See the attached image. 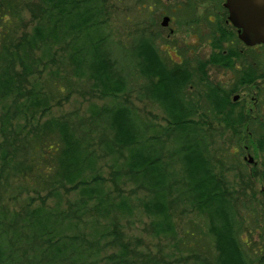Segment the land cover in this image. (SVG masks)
Returning a JSON list of instances; mask_svg holds the SVG:
<instances>
[{"label": "rangeland", "instance_id": "obj_1", "mask_svg": "<svg viewBox=\"0 0 264 264\" xmlns=\"http://www.w3.org/2000/svg\"><path fill=\"white\" fill-rule=\"evenodd\" d=\"M99 1L103 7L100 25L109 37V56L126 79V90L117 96L102 97L93 89L87 76H76L69 55L71 38L55 44L51 53L40 60L29 80L23 79V85L34 92L31 83L36 80L41 83L38 87L41 86L42 92L49 95L50 106L42 121L66 119L75 128L81 126L87 130V150L97 162L95 171L88 173L86 181L96 176L99 183L90 180L89 187L99 186L103 193L83 207L80 189L66 185L50 191L48 184L32 180L36 168L31 176L10 175L15 177L10 186L0 187L1 212L8 215L23 213L24 218L28 207L42 206L53 212L59 221L56 228L63 232L61 238L66 240L65 243L77 248L53 260L49 250L58 245L60 238L39 240L28 233L23 220L17 224L14 221L16 225L4 226L20 233L19 244L10 242L14 249V264H216L217 249L210 231V212H202L199 203L194 202L193 185L181 163L186 142L178 140L181 134L169 125L163 108L148 97L147 81L135 67L138 61L136 48L143 38L154 39L166 64L182 62L194 75L185 91L186 99L194 103L191 118L196 135L192 136H196L204 147L205 159L232 200L237 236L242 240L246 257L252 264H262L264 77L246 85H241L238 77L243 62L264 63V48L257 46L251 50L238 43L240 41L231 40H224L220 49L215 48L214 39L220 38L218 22L223 28L233 29L231 24H225L228 15L223 5L225 0ZM38 2L20 0V7L26 6L22 10L17 38L28 36L36 25L37 16L33 13ZM36 15H40L39 10ZM164 17L170 18L167 26L162 25ZM232 51L242 55L233 59L232 66L214 61L221 52L227 56ZM36 53L41 54L39 50ZM200 63L212 87L226 92L236 89L229 95V100L236 103L233 97L238 95V105L230 114L245 116L242 123H231L226 120V114L215 112L209 105L205 98L208 92V88H204L205 81L198 80ZM119 106L133 111L147 138L157 137L151 143L145 142L147 145L163 144L164 159L169 166L168 183L162 193L173 224L171 232L157 234L154 231V223L162 218L148 212L143 203L153 200L158 191L145 185L148 179L129 171L126 163L131 147L115 143L105 110ZM254 119L262 124V128L253 130ZM18 123L22 124L23 120ZM0 138L4 140L3 134ZM262 140L263 146H260ZM1 170L2 166L0 174ZM81 207L83 209L77 212Z\"/></svg>", "mask_w": 264, "mask_h": 264}, {"label": "trees", "instance_id": "obj_2", "mask_svg": "<svg viewBox=\"0 0 264 264\" xmlns=\"http://www.w3.org/2000/svg\"><path fill=\"white\" fill-rule=\"evenodd\" d=\"M24 6L20 7V0H0V134L4 138L2 141L0 138V187H9L15 178L12 176H31L36 168L33 181L48 184L50 191L66 185L80 189L85 207L88 201L103 193L98 189L99 186L89 187L90 180L92 183L99 180L96 176L86 181L88 173L95 171L97 162L96 157L87 150V130L81 126L75 128L66 119L42 121L50 106V97L42 92L41 86L38 87L41 83L36 80L32 82L34 92H31L23 85V79L29 80L38 69L40 60L51 53L55 44L61 39L71 38V68L76 76H87L100 96H117L126 90L127 82L109 56V37L105 36L100 25L103 7L99 0H39L36 11L39 10L40 15H36V11L33 13L37 16L36 25L28 36L17 38ZM234 39L235 36L226 40ZM224 40H219L217 46L221 47ZM259 47L264 48V45ZM37 50L40 55H37ZM135 54L138 59L135 67L147 81L148 97L163 108L169 125L181 134L178 140L186 142L181 163L192 182L194 202L199 203L202 212H210V231L217 249L216 264H252L242 249V240L237 236L232 200L205 159L204 147L196 140V136H192L196 135L191 118L194 103L188 102L185 97L191 82L187 69L180 67L181 62L166 64L152 38H143ZM241 56L238 51H232L227 56L221 52L214 61L232 66L233 59ZM242 67L239 78H243L247 84L264 77V63L259 65L256 62L254 65L246 61ZM212 95L215 98L209 105L214 107L215 112L226 114V120L231 123L245 120L241 114L239 117L230 114L238 104L229 100V94L223 99L218 97V91H213ZM227 108L229 112H226ZM105 117L110 123L115 143L131 147V155L126 163L129 171L139 178L148 179L145 185L149 184L158 191L153 200L143 203L148 212L162 218L154 223V231L157 234L171 232L173 224L165 194L162 193L168 183L169 166L167 159H164L163 144H146L157 137L147 138L133 111L126 106L105 110ZM21 120L23 123L19 124ZM256 121H252L253 130L262 128V124ZM22 128V131L17 132ZM259 145L263 146V140L259 141ZM24 213L23 218V213L8 215L0 209V264H14L11 243H20V233L16 229L4 227L6 224H15L14 221L17 224L23 220L28 233L39 240L45 237L48 240L60 238L58 245H53L55 248L49 250L53 260L76 247L61 238L63 232L57 230L59 221L53 212L42 206H34L28 207ZM260 256H264V253L261 252ZM261 262L264 264V259Z\"/></svg>", "mask_w": 264, "mask_h": 264}, {"label": "water", "instance_id": "obj_3", "mask_svg": "<svg viewBox=\"0 0 264 264\" xmlns=\"http://www.w3.org/2000/svg\"><path fill=\"white\" fill-rule=\"evenodd\" d=\"M225 6L242 42L247 46L264 44V0H226ZM169 21V17H164L162 25L167 26ZM237 99L238 96L234 98Z\"/></svg>", "mask_w": 264, "mask_h": 264}, {"label": "flooded vegetation", "instance_id": "obj_4", "mask_svg": "<svg viewBox=\"0 0 264 264\" xmlns=\"http://www.w3.org/2000/svg\"><path fill=\"white\" fill-rule=\"evenodd\" d=\"M225 3H226V0L224 1V7H225V10L227 11V13H228V15H227V17H226V19H225V24L226 25H232V28L234 29H226V28H223L220 24H219V22H218V27H217V29H218V32L220 33V38L219 39H214V42H215V48H221V47H219V46H217V44L219 43V40H221V39H227V38H234V36H235V39L234 40H231V41H235V42H237V41H240V42H238V43H243L247 48H250L251 50L254 48V47H259L260 45H256V46H247L244 42H242L241 40H240V38H239V30H238V28L237 27H235L234 25H233V23L231 22V20H230V14H229V10H228V8L225 6ZM238 39V40H237ZM217 46V47H216ZM181 65H180V67H185L186 69H187V72H188V74H189V77H191V81H192V78H193V74L190 72V70L187 68V66L186 65H184L182 62L180 63ZM207 64V63H206ZM224 66H228V67H230L231 66V64H228V65H226V64H223ZM199 77H198V80L200 81V82H202V81H205L204 82V88L206 87V88H208V92L207 93H205L206 94V100L209 102V104L211 103V101L213 100V98H215L213 95H212V93H213V91H218V93H219V98L220 99H223L224 97H223V95H227V94H229V95H231L232 93H234V92H236V89L235 88H232L230 91H228V92H226L225 90H223V89H219V88H217V87H212L211 86V82L208 80V77H207V72H205V69H204V66H203V64H199ZM242 70V68L239 70V71H241ZM244 81V79L243 78H239L238 77V82L240 83L241 82V85H246L247 83L246 82H243ZM213 89V90H212ZM222 94H221V93ZM236 96H238V95H236ZM236 96H234L233 97V101L234 102H237L238 100H239V96H238V99L237 100H234V98L236 97ZM188 102H190V100H188ZM192 102V101H191Z\"/></svg>", "mask_w": 264, "mask_h": 264}]
</instances>
